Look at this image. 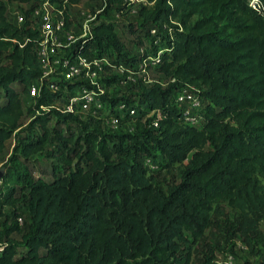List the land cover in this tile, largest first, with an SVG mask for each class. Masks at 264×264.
I'll list each match as a JSON object with an SVG mask.
<instances>
[{"label":"trees","instance_id":"1","mask_svg":"<svg viewBox=\"0 0 264 264\" xmlns=\"http://www.w3.org/2000/svg\"><path fill=\"white\" fill-rule=\"evenodd\" d=\"M144 1L106 0V10L136 5L138 20L124 25L133 39L123 41L113 24L100 22L92 38L72 44L69 54L112 63L103 107L84 116L78 103L63 111L75 82L42 77L32 17L38 0H0V264H193L195 247L202 249L196 264L226 252L237 264H264V242L256 246L264 225V0H256L261 12L252 0ZM70 15L77 20L66 11L65 29ZM160 45L165 50L152 69L160 79L145 83L139 66ZM117 64L132 70L135 82L121 85ZM185 84L203 98L196 126L174 101ZM121 103L136 114L119 110ZM105 116L120 128L108 129ZM9 139L15 142L6 156ZM37 156L51 160L50 180L35 175ZM176 164L178 175L167 181L161 173ZM252 254L260 258L249 262Z\"/></svg>","mask_w":264,"mask_h":264},{"label":"built area","instance_id":"2","mask_svg":"<svg viewBox=\"0 0 264 264\" xmlns=\"http://www.w3.org/2000/svg\"><path fill=\"white\" fill-rule=\"evenodd\" d=\"M103 4L101 8L106 6V0H99ZM129 3H143L144 0H124ZM251 6L261 12V8L256 0L251 1ZM78 3H71L70 0H38V4L32 11V17L36 20L38 28L40 30V37L37 45V57L43 72V78H50L52 76L59 77L63 81L75 82V94L70 97L68 104L63 111H73V103H78L79 112L89 113L95 116L97 108L103 107L101 96L107 93L108 89L104 84V79L107 77V69L112 66L110 60L105 56H94L91 54L84 55L81 52H73L69 54V50L77 40L84 38H92V25L97 11L95 13L87 14L88 18L80 23L77 31L71 29V25L68 29L64 28L65 25V13L70 11L69 7L77 6ZM24 6V5H22ZM104 9V8H103ZM100 12V11H99ZM13 15L16 18L18 24L23 21V14L19 10L13 11ZM71 24L74 20L71 19ZM77 21V20H76ZM78 22V21H77ZM76 24L72 25V28H76ZM163 35L172 38V31L166 27L165 24L161 26ZM153 39V45H159L161 38L156 35V29L150 30ZM165 50L164 45L158 46L155 55L148 56L143 64L139 66L140 73L138 78H141L145 83L152 82L149 78V70L159 62L161 53ZM142 51V48H140ZM119 75H124L120 82L121 85L127 82H135L133 71L125 68L122 64H117L112 68ZM137 78V77H136ZM174 78L168 82H175ZM166 83H163L165 86ZM50 89L53 91L59 90V87L50 84ZM37 85L30 87V94L35 96L38 94ZM175 103L180 107L183 120L193 126L198 125L201 122V107L203 98L199 94V89L191 84H185L180 86L174 96ZM44 109L43 107H41ZM118 109L127 113L129 116L136 114L134 107H126L121 103L118 105ZM104 124L110 130H118L120 128L119 121L113 116L103 117ZM156 125V122H154ZM125 129L129 132L134 131V125L127 123ZM145 164L149 168H155L156 165L153 161L147 159ZM21 222V219L19 218ZM237 246L241 249H246L241 243H237ZM213 264H237V259L232 253H224L218 255Z\"/></svg>","mask_w":264,"mask_h":264},{"label":"rangeland","instance_id":"3","mask_svg":"<svg viewBox=\"0 0 264 264\" xmlns=\"http://www.w3.org/2000/svg\"><path fill=\"white\" fill-rule=\"evenodd\" d=\"M100 1L99 0H81L77 6L71 7L70 12H72V14L76 17L77 21L74 20L73 24H71V29L77 31V29L80 26V23H83L87 18V14L90 13V11L92 10L91 7H93V9L95 10V12L97 13V16L95 17V20L91 22V25H96L100 22H105V23H111L113 24L116 29L118 31H120V33H122V40L126 41L129 39H133L132 35L129 34L126 31V27L124 25H127L130 22H134L136 20H138V15H137V7L136 5H134L130 10L128 11H120V10H116V9H109L106 10L105 7L101 8L100 5ZM136 4V3H135ZM100 11V12H99ZM77 25L76 28H72V25ZM132 49L136 50L137 49V45H131ZM149 78L151 81L155 82L157 79H160V74H157L155 72H153L152 70H149ZM37 84V83H35ZM84 116L87 115V113H83ZM29 121V115H25L24 116V122L27 123ZM51 124H54V120L51 122ZM14 139H9L6 142V148H5V155L7 156L9 154V152L11 151L13 145H14ZM35 175H41L44 178H46L47 180L51 179V176L49 174L50 172V164H51V160L46 159L44 156H37L35 159ZM182 167V165H175L173 166L170 170L168 174H165V172L163 171L161 173L162 175H166V180H172L173 177H176L178 175V171L179 169ZM261 183L264 186V176L260 177ZM222 207L224 208L225 212L230 216H234V214H236V210L231 208L227 203H222ZM260 231L262 234V242H259V244H256V246L258 248H263V242H264V225L260 226ZM207 233V231H206ZM220 237V241H223V235L221 234L220 231H217L214 237ZM206 240H204L202 243L205 244ZM202 254V249L200 247H195V249L193 250V258H192V263L196 264L198 261V258L201 256ZM240 262H244L247 258V254L245 253H240ZM250 258V259H249ZM256 260L258 258H260V255H253L249 256V262H251L252 260ZM254 263V261H253Z\"/></svg>","mask_w":264,"mask_h":264},{"label":"water","instance_id":"4","mask_svg":"<svg viewBox=\"0 0 264 264\" xmlns=\"http://www.w3.org/2000/svg\"><path fill=\"white\" fill-rule=\"evenodd\" d=\"M0 176H1V171H0Z\"/></svg>","mask_w":264,"mask_h":264}]
</instances>
